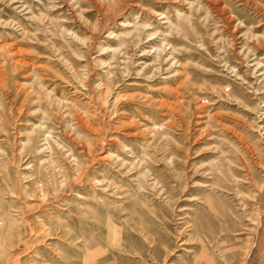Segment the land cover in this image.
I'll return each instance as SVG.
<instances>
[{
  "label": "rangeland",
  "instance_id": "obj_1",
  "mask_svg": "<svg viewBox=\"0 0 264 264\" xmlns=\"http://www.w3.org/2000/svg\"><path fill=\"white\" fill-rule=\"evenodd\" d=\"M0 264H264V0H0Z\"/></svg>",
  "mask_w": 264,
  "mask_h": 264
}]
</instances>
